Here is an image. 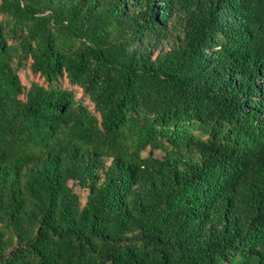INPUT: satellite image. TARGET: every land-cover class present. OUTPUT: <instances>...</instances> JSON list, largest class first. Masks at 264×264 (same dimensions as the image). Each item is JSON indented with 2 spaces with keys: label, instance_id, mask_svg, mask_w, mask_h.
Instances as JSON below:
<instances>
[{
  "label": "trees",
  "instance_id": "trees-1",
  "mask_svg": "<svg viewBox=\"0 0 264 264\" xmlns=\"http://www.w3.org/2000/svg\"><path fill=\"white\" fill-rule=\"evenodd\" d=\"M0 264H264V0H0Z\"/></svg>",
  "mask_w": 264,
  "mask_h": 264
},
{
  "label": "rangeland",
  "instance_id": "rangeland-1",
  "mask_svg": "<svg viewBox=\"0 0 264 264\" xmlns=\"http://www.w3.org/2000/svg\"><path fill=\"white\" fill-rule=\"evenodd\" d=\"M18 76L20 78L22 85H24L26 88H29L32 83H39L42 86L47 85L46 82H44V80L42 78H39V76H37V75H33L28 68L18 70ZM60 85H62V88L75 90L76 98L82 99L84 104L88 105L87 99H83L82 92L77 88L71 87L65 78L60 81ZM69 186L72 187V189L75 193L80 195L81 204H83L85 197L87 195V191L80 189L78 186H73L72 182H69Z\"/></svg>",
  "mask_w": 264,
  "mask_h": 264
}]
</instances>
